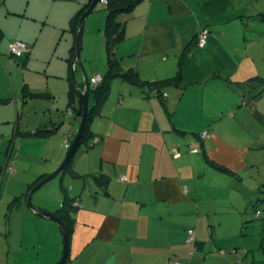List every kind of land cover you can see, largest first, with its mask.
I'll return each mask as SVG.
<instances>
[{
  "label": "crops",
  "instance_id": "1",
  "mask_svg": "<svg viewBox=\"0 0 264 264\" xmlns=\"http://www.w3.org/2000/svg\"><path fill=\"white\" fill-rule=\"evenodd\" d=\"M86 2L0 0V141L11 135L5 133L9 125H1L14 123L2 165L13 162L17 138L19 151L30 139L43 145L44 163L54 155L28 185L49 174L71 144L76 121L69 127L63 116L77 31L71 19ZM99 3L91 12L96 14L86 18L88 34L102 35L106 14ZM50 14L60 38L70 39L68 54L65 49L58 55L64 56L62 63L35 57L39 23ZM258 14H264V0H143L130 14L119 15L126 38L115 54L124 70H135L143 81L172 77L189 44L181 73L183 82L192 84L164 88L163 102L140 86L112 80L111 91L114 85L118 91L102 106L106 114L92 118L90 128L99 140L77 151L76 174L63 175L56 192L44 195L39 188L32 195L37 208L53 213L64 199L62 179L69 177L67 194L79 207L64 264H264V213L248 214L253 201L264 197V93L246 108L238 92L242 82L264 77V20ZM11 22L14 26L7 25ZM34 25L38 36L31 35ZM202 29L208 38L199 47L193 39ZM12 40L32 48L11 57ZM34 99L44 115L22 130L19 111ZM37 128L57 131L36 138L31 134ZM203 130L206 136L199 138ZM194 148L201 153L191 152ZM97 177L106 179L104 186ZM1 185L0 264H56L62 252L57 224L35 214L10 184L2 193Z\"/></svg>",
  "mask_w": 264,
  "mask_h": 264
},
{
  "label": "trees",
  "instance_id": "2",
  "mask_svg": "<svg viewBox=\"0 0 264 264\" xmlns=\"http://www.w3.org/2000/svg\"><path fill=\"white\" fill-rule=\"evenodd\" d=\"M142 1L143 0H105L104 2H101L104 4L103 10L105 11V14H106L103 34L105 37V51H106L107 67H106V71L101 75L102 80L98 84L93 85L90 83V80H87L88 85H89L88 87L89 99L90 97H92V107L89 106V112L85 119V123L82 129V133L79 138L78 144L75 148L73 155L68 160L67 165L63 169L62 173L59 175L60 178L63 177V175L67 173L68 175L76 174L72 166L75 154L77 153V151H79V149L85 150L94 144L93 140L95 136L93 135V132L91 131L90 122L92 118L94 117V115L100 113L102 106L107 101L110 95L111 82L113 79L117 78L131 85L140 86L144 89L145 94H147L148 96L149 95L157 96L163 102L166 96V93L164 92V88L175 86V87H180L182 89H186L189 85L192 84V83H188V84L184 83L182 73H181L184 58L186 57L190 49L189 44L184 46L182 52L180 53L178 57V65H177L178 67H177L176 74L164 80L143 81L140 79L138 73L135 70L133 69L124 70L121 67L120 59L115 54V47L116 45H118L119 43L125 40L126 34H125V22L120 21L118 17L119 15H122V14H130L134 10V8ZM90 2L91 0H88V2H86L72 17L71 29L73 30V32L77 30L78 20L81 14L83 13V11L89 6ZM255 17H259V19L264 20V14H258ZM198 33L195 35L193 39L194 40L193 44L195 45H197L196 43H197ZM74 47L75 45L72 46L70 58H68L69 71L71 69V63H72V59L74 56ZM242 83H245V84L238 85L239 87L238 92L240 93L239 103L243 106H246V108H250L249 106L250 102L252 100H256L259 96H261L264 93V77L253 76ZM67 98H68L67 111H70L71 113L73 112L76 116L81 117L82 104L75 92L72 82H70V87L67 93ZM253 113L254 115L259 117V114H257V112L253 111ZM55 131H57V128H52V129L37 128L31 134V136H34L36 138H46ZM197 135L199 136V138L201 137L200 134H197ZM69 140L72 141L73 139L71 140L70 138ZM200 153H201V149H200ZM206 160L208 163H210L212 166H214L218 170L230 172L227 168L214 163L208 158ZM3 167H4L3 165L0 166V168H3ZM45 175L38 176L32 183L28 185L27 189L32 188V186ZM97 181L100 185L104 186L106 179H103V177H97ZM60 185H61V191L64 192L65 195H64V199L62 201L61 206L58 209H56L53 212V214H55L63 222L66 228V231H67V240L69 241L70 235L73 231V225H74V219H75L74 213H75V210L79 207V200L76 197L70 198V196L67 194V190H68L67 187L62 182ZM260 191H261V188H259L258 192ZM15 200H18V199L16 198ZM15 200H13V202ZM263 201H264V197H259L256 201H253L251 207H252L253 213H255L256 215L255 217L259 215L260 209L258 208V205L262 203Z\"/></svg>",
  "mask_w": 264,
  "mask_h": 264
},
{
  "label": "rangeland",
  "instance_id": "3",
  "mask_svg": "<svg viewBox=\"0 0 264 264\" xmlns=\"http://www.w3.org/2000/svg\"><path fill=\"white\" fill-rule=\"evenodd\" d=\"M102 1L103 0H99V2H102ZM34 4L35 3H33L32 5H34ZM97 5L100 6V3H98ZM46 6L48 8V3H46ZM43 9H46V8L44 7ZM95 14H96V12L91 13L90 17L92 15L94 16ZM56 20L57 19L54 18V16L52 14H50L48 21L44 25H41V23H39V25L42 28L41 34L39 35V29H38L39 25H34V30L31 32V35L36 33V35L37 36L39 35V37H40V40L37 44V49L35 52L36 53L35 57L37 59H41V58L44 59L45 57H48V58L51 57V59L53 61H58V62L62 63L65 60V58H64V56H58V55H59V53H61L65 49H66L67 54H68V49L70 47V39H69V41L67 39H65L64 34L60 38V32L57 31V27L53 26L54 21H56ZM89 21H90V18H89ZM89 21L85 20V24L83 27L82 48H81L80 57H79V61L81 62V65L77 64L75 71H74L76 81L81 82L82 86H83V74L87 77V80H89L90 77L94 75L95 71L98 72L100 75H102L106 71V67H107V59H106V51H105V37L103 34V29H102V35H101V33L97 34L96 31L93 34H88L87 26L89 24ZM86 23H87V25H86ZM7 25L8 26H10V25L14 26L13 23L7 24ZM90 36H91V39H90ZM27 44L29 46H28V50L26 52H29L32 47H31L30 43H27ZM55 46H56V48H55ZM49 51H50V53L47 55V53ZM10 56L14 57V56H18V55L11 53ZM71 65H72V63H71ZM65 68H66V66H65ZM81 68L83 70H81ZM36 69L39 70V68H37V67H36ZM39 71H41V70H39ZM42 73H43V71H42ZM42 73L39 72L37 74H39V76H42ZM70 76H71V73H70ZM117 91H118V89L115 88V85H114V87H112V91H111V94L107 100L108 101L107 103H110L111 100H113L115 98V96H116L115 94ZM12 102H14V100H12ZM38 102H40V100L34 99L29 104H27L24 109L19 111L20 112L19 120H20V124H22V128H21L22 130H24L26 127H29L32 124H35V122L37 121V118L44 115V111L36 110L38 107L37 106ZM19 103H21V100L19 101ZM89 106L92 107V97H90V99H89ZM100 112L101 113H99V114L105 115L106 109H104ZM67 113H71V112L67 111ZM67 113L64 112L63 116H65V118H66L65 121H66V123H68L69 127H71V126L74 127V125H71V124L75 123V121H76V128L72 132V135H71V140H72L73 137L76 135L79 127H80L81 117H78L76 115L68 117ZM97 115L98 114H96L94 116H97ZM14 116H15V114H14ZM7 125H9V126L7 127L8 129L7 128L5 129V131H6L5 133L6 134L11 133V135L10 136H3L2 140L0 141V163H1V165L3 164V162L5 160V151L8 149L9 139H11L12 132L14 129V123L13 122H10L8 124L5 123L4 125H1V126H7ZM66 133L67 132H65V134ZM200 136H201V132H200ZM67 138L68 137L65 138L66 142H67ZM35 140L30 139V142H32V143L29 142L27 144H23L22 145V151H19V149H18V138H17L16 143H15V147L13 149L12 157H11V161L14 162L13 170H11V165H7L9 162L6 163V165H5L6 167L4 166L3 168H0V170L2 169L0 172L1 173L0 174V184L2 182V185H1L2 186V193H3L4 189L7 187V185L10 184V189L13 188L14 190L17 191L18 194L22 195V200H23V202H25V204H26V201H25L26 194L24 195L21 193L23 190L26 189V187L28 185L27 184L28 182L26 183V181L31 182L33 179V178H31V175H33L34 173H38L39 171H42V169H43L42 167L49 164L48 161H51L52 157L54 156L53 154H50V156L48 157V161L46 163H44L43 161H45V160L43 159V157L41 155V152H43L42 151L43 145L37 143L38 141H35ZM98 140H99V138H97L95 136L93 143L98 142ZM51 149H52V147L49 148V150H51ZM66 152L67 151L60 152V155H63L62 158L58 157L55 159L56 162L59 161V159H61L59 164L57 166H55L54 168H51L49 173L53 172L61 164V162L63 161V159L66 155ZM76 157H77V154H75L74 159ZM16 158H18V159H16ZM9 169L11 170L10 172H9ZM68 178H69L68 176H65L62 179V182L64 183V185L67 188H68V185L66 184L65 181H68L69 180ZM59 181H60V176H57L56 178L50 180L45 185H43V187H41V192H43L44 195H49L52 192H56L58 190ZM24 183H26V184H24ZM38 190H40V189H38ZM35 201H36V197H32V203L33 204L36 203ZM258 208L261 210L262 213H264V201L258 205ZM251 211H252L251 208H249L248 214H250L252 216L253 214ZM57 228H58V232H59V242H60V251H61L62 250V238H61V233H60L58 225H57Z\"/></svg>",
  "mask_w": 264,
  "mask_h": 264
},
{
  "label": "water",
  "instance_id": "4",
  "mask_svg": "<svg viewBox=\"0 0 264 264\" xmlns=\"http://www.w3.org/2000/svg\"><path fill=\"white\" fill-rule=\"evenodd\" d=\"M98 2H99V0H91L89 6L83 11V13L81 14V16L78 20V27H77L76 36H75L74 56L72 59V65H71V70H70L72 85H73L75 92H76V94H77V96H78V98L82 104V115H81L80 127H79L76 135L74 136V138H73V140H72L61 164L53 172L47 174L46 176H44L40 180H38L32 186V188H30V190H28V192L26 193V196H25V201H26L27 206L35 214L41 215L44 218L55 222L59 227V230L61 233V238H62V252H61L60 258L58 259L56 264H64L66 261L67 252H68V240H67L66 228H65L63 222L55 214L37 208L32 203V195L39 188H41L43 185H45L47 182L56 178L57 176H59L62 173L63 169L65 168V166L68 163V160L73 155L75 148L78 144L79 138L81 136L82 129H83V126L85 123V119H86L87 114L89 112V89H88L89 85L87 82V77L83 74V88L81 86H79V84L77 83V81L75 79L74 71H75L77 64L81 65V62L79 61V57H80V52H81V48H82V33H83V27L85 24V20H86L87 16L94 10V8L98 4ZM81 70H83V69L81 68Z\"/></svg>",
  "mask_w": 264,
  "mask_h": 264
},
{
  "label": "built area",
  "instance_id": "5",
  "mask_svg": "<svg viewBox=\"0 0 264 264\" xmlns=\"http://www.w3.org/2000/svg\"><path fill=\"white\" fill-rule=\"evenodd\" d=\"M105 0H103L102 2H104ZM207 38H208V31L207 29H202L197 36V45L203 47L206 43H207ZM28 44L24 41L21 40H13L9 43V52L10 54H16V55H21L22 53L26 52L28 50ZM102 80L101 75H94L93 77L90 78V83L91 84H98L100 81ZM206 136V131L201 133V137H205ZM191 152H195V153H200V149L198 148H194L191 150ZM173 153L175 154V156H178L179 154L177 153L176 150H173ZM9 162V161H8ZM7 165H11V170H13V164L12 162H9ZM6 167V166H5ZM10 168V167H9ZM9 169V172L11 171ZM119 179H123L124 180V176L119 177ZM258 213V212H257ZM188 242L190 244L193 243L194 241V232L193 230H189L188 231ZM167 264H186L183 261H179V260H170L168 261Z\"/></svg>",
  "mask_w": 264,
  "mask_h": 264
},
{
  "label": "clouds",
  "instance_id": "6",
  "mask_svg": "<svg viewBox=\"0 0 264 264\" xmlns=\"http://www.w3.org/2000/svg\"><path fill=\"white\" fill-rule=\"evenodd\" d=\"M8 49H9V45H8ZM99 75V74H98ZM93 77V76H92ZM90 80V79H89Z\"/></svg>",
  "mask_w": 264,
  "mask_h": 264
}]
</instances>
